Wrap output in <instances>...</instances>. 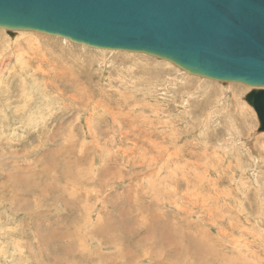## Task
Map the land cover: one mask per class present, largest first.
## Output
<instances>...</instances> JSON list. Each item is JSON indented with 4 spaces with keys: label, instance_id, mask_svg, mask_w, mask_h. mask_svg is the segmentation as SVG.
<instances>
[{
    "label": "rangeland",
    "instance_id": "374dc122",
    "mask_svg": "<svg viewBox=\"0 0 264 264\" xmlns=\"http://www.w3.org/2000/svg\"><path fill=\"white\" fill-rule=\"evenodd\" d=\"M252 90L0 29V264H264Z\"/></svg>",
    "mask_w": 264,
    "mask_h": 264
},
{
    "label": "water",
    "instance_id": "95a60500",
    "mask_svg": "<svg viewBox=\"0 0 264 264\" xmlns=\"http://www.w3.org/2000/svg\"><path fill=\"white\" fill-rule=\"evenodd\" d=\"M0 29L145 54L252 87L245 101L264 133V0H0Z\"/></svg>",
    "mask_w": 264,
    "mask_h": 264
},
{
    "label": "bare ground",
    "instance_id": "6f19581e",
    "mask_svg": "<svg viewBox=\"0 0 264 264\" xmlns=\"http://www.w3.org/2000/svg\"><path fill=\"white\" fill-rule=\"evenodd\" d=\"M155 228H157V227H155ZM171 228V227H170ZM173 229H175V228H173ZM170 230V229H169ZM169 239V238H168Z\"/></svg>",
    "mask_w": 264,
    "mask_h": 264
}]
</instances>
